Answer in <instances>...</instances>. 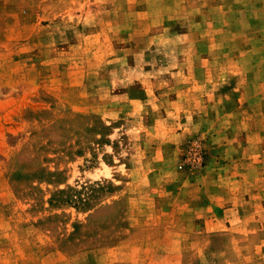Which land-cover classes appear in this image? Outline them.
I'll list each match as a JSON object with an SVG mask.
<instances>
[{"label": "rangeland", "instance_id": "1", "mask_svg": "<svg viewBox=\"0 0 264 264\" xmlns=\"http://www.w3.org/2000/svg\"><path fill=\"white\" fill-rule=\"evenodd\" d=\"M0 264H264V0H0Z\"/></svg>", "mask_w": 264, "mask_h": 264}, {"label": "trees", "instance_id": "2", "mask_svg": "<svg viewBox=\"0 0 264 264\" xmlns=\"http://www.w3.org/2000/svg\"><path fill=\"white\" fill-rule=\"evenodd\" d=\"M58 192H64V196L62 198V201L65 203H69L72 205H85L87 202L88 196L82 198L77 193L79 191L75 190L74 188L69 187L68 191L59 190Z\"/></svg>", "mask_w": 264, "mask_h": 264}]
</instances>
